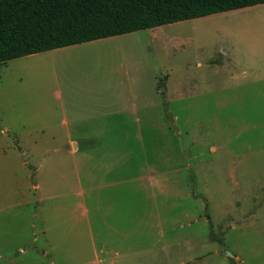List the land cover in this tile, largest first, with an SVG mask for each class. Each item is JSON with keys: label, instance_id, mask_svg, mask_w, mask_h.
<instances>
[{"label": "rangeland", "instance_id": "obj_1", "mask_svg": "<svg viewBox=\"0 0 264 264\" xmlns=\"http://www.w3.org/2000/svg\"><path fill=\"white\" fill-rule=\"evenodd\" d=\"M0 264H264V3L0 64Z\"/></svg>", "mask_w": 264, "mask_h": 264}, {"label": "trees", "instance_id": "obj_2", "mask_svg": "<svg viewBox=\"0 0 264 264\" xmlns=\"http://www.w3.org/2000/svg\"><path fill=\"white\" fill-rule=\"evenodd\" d=\"M264 0H0V64Z\"/></svg>", "mask_w": 264, "mask_h": 264}, {"label": "crops", "instance_id": "obj_3", "mask_svg": "<svg viewBox=\"0 0 264 264\" xmlns=\"http://www.w3.org/2000/svg\"><path fill=\"white\" fill-rule=\"evenodd\" d=\"M105 38V37H104ZM100 39V38H99ZM96 40V39H95ZM91 41H93V40H91ZM78 44V43H77ZM73 45H75V44H73ZM100 116L101 117H104V112L103 113H100ZM101 117H98V119L99 118H101ZM111 117V116H110ZM110 120V118H101V120H94L93 122H92V124H91V126H95V127H97L98 128V130H94L93 128H91V129H93L94 131H89V132H91V133H94L93 135H84L82 138H86V139H100V138H113V135H112V133H113V130H111V128L108 126V124H104L103 122H108ZM98 125V126H97ZM102 133H105V134H107V135H102ZM67 139L68 140H72L73 139V137H71L70 135H68L67 136ZM79 149V145H76L75 147L74 146H71L70 148H68V147H66V151H64L65 152V154L67 155L66 157H67V159H69L70 160V163H72V166L74 167V165H75V153L77 152V150ZM65 165V164H64ZM67 166H68V163H67ZM43 167V166H42ZM38 170H39V164L37 165V167H36V172H38ZM55 170H56V167H55V164L53 163V162H50L49 164H48V167H47V176H48V174H49V176H51V181L49 180V181H46L45 182V185L47 186V188H48V190H50L49 188L50 187H52L53 188V186H54V184H55ZM133 178L132 177H128L127 179H121V180H119V179H114V180H112V181H110V182H108V183H106L107 185H115V186H118L120 183H126V184H128V183H130V181L132 180ZM34 187H35V189L36 190H40V188L42 187L41 186V183L39 182V181H35V185H34ZM88 189V188H87ZM52 192V191H51ZM44 197H46V198H40V196H38L37 195V202L38 203H43L45 200H55V194L53 193V194H47V195H45ZM51 208L53 209V211L52 212H49L50 214L47 216V219L49 220V218H51V219H53L54 218V216H56V214H58L59 213V210L58 211H54V208H55V206H51ZM39 210H40V208H39ZM60 224H62V223H60ZM50 225V224H49ZM46 225H45V227H44V229L42 230L43 232H45L46 231Z\"/></svg>", "mask_w": 264, "mask_h": 264}, {"label": "bare ground", "instance_id": "obj_4", "mask_svg": "<svg viewBox=\"0 0 264 264\" xmlns=\"http://www.w3.org/2000/svg\"><path fill=\"white\" fill-rule=\"evenodd\" d=\"M230 21H234V20H231V19H230ZM207 23H208V22H207ZM207 23H206V25H207ZM210 23H211V22H210ZM214 23H215V22H214ZM215 24H216V23H215ZM212 25H213V21H212Z\"/></svg>", "mask_w": 264, "mask_h": 264}]
</instances>
